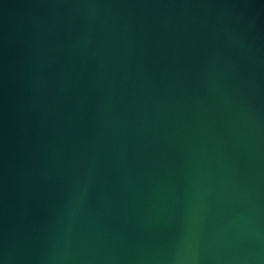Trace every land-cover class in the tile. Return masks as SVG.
I'll use <instances>...</instances> for the list:
<instances>
[{"label":"water","instance_id":"1","mask_svg":"<svg viewBox=\"0 0 264 264\" xmlns=\"http://www.w3.org/2000/svg\"><path fill=\"white\" fill-rule=\"evenodd\" d=\"M0 264H264V0H0Z\"/></svg>","mask_w":264,"mask_h":264}]
</instances>
